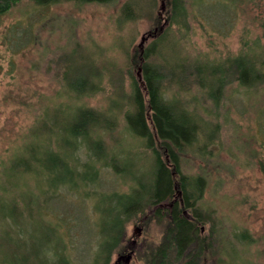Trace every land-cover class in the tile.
Returning <instances> with one entry per match:
<instances>
[{"label": "rangeland", "instance_id": "1", "mask_svg": "<svg viewBox=\"0 0 264 264\" xmlns=\"http://www.w3.org/2000/svg\"><path fill=\"white\" fill-rule=\"evenodd\" d=\"M106 1L78 4L64 0L43 9L29 3L0 16V166L30 140L32 129L41 127V114L57 105L87 106L99 111L110 108L111 129H93L88 146L93 153L94 140L99 139L103 153L118 158L115 168L100 166L95 181L78 187L67 184L66 174V183L57 182L50 187L46 181L38 184L31 180L26 189L10 190L4 195L16 198L22 209L23 200L28 203L30 215L26 217L33 223L31 233L11 236L13 247L17 244L18 264L23 255L27 258L24 264H41L34 256L36 251L51 259L52 249L63 252L72 264H104L100 254L103 231L112 224L105 212L114 201H106L103 193L124 192L123 203L131 202L127 196L131 194L134 176L141 177L148 168L149 153L128 132L121 108L126 106L130 74L136 75L137 71L133 53L138 57L156 33L140 44L143 34L154 33L162 26L166 0ZM126 1L132 2L138 13L134 21L124 22L120 17V8ZM185 3L186 34L174 45L173 32L167 39L173 53L184 57L185 64L194 55L204 53L217 65L225 66L223 57L236 54L244 43L262 40L264 0ZM65 54H72L73 76L64 82L60 80V61ZM171 56L174 60L175 56ZM92 63L102 70L104 90L76 100L72 98L76 93L72 92L71 82L80 84ZM202 79L204 89H197L185 77L178 97L188 108L195 109L208 123L206 127L216 121L220 129L215 144L207 147L210 157L189 153L183 157L182 169L206 176L202 205L213 222L208 220L205 231L212 225L226 239L231 230H246L253 242L243 253L247 261L244 264H264V176L258 167L262 158L258 152L261 135L254 123L258 110L264 111V83L245 92L235 82L224 88L218 86L216 76L202 74ZM39 131V140L47 137ZM76 149L83 161L87 157L83 145ZM144 182L145 178L139 183L146 186ZM21 191L32 192L29 202ZM152 214V210L143 208L122 224L124 240L109 253L106 264H114L116 252L123 251L121 248L132 240L135 244L127 264H144L147 252L160 241L165 227V218ZM49 226L55 228L56 234ZM1 242L4 241L0 238ZM12 252V248L0 244L4 256Z\"/></svg>", "mask_w": 264, "mask_h": 264}, {"label": "trees", "instance_id": "2", "mask_svg": "<svg viewBox=\"0 0 264 264\" xmlns=\"http://www.w3.org/2000/svg\"><path fill=\"white\" fill-rule=\"evenodd\" d=\"M64 0H0V16L12 9L33 4L39 9L50 7ZM78 4L106 3V0H65ZM138 16L132 2L126 1L120 8V17L124 22L134 21ZM188 11L185 0H166L162 26L158 27L149 46L133 59L136 75L130 74L129 91L126 106L121 108L125 126L132 137L140 140L149 153L148 168L139 176H134L131 194L124 204L122 196L126 194L103 193V198L114 201L105 216L112 219L111 226L103 231L100 254L106 264L112 247L116 245L118 228L133 218L142 209L153 211L155 218H165V227L160 241L152 246L144 258V264H244L243 257L252 244L251 235L244 229L231 230L227 238L222 239L212 225L205 231L210 213L203 208L202 198L207 179L204 174L189 173L182 169L183 157L187 154L210 157L207 147L215 144L220 125L213 122L212 127L193 108H188L180 101L179 91L183 89L184 78H189L197 89H204L202 74L216 76L218 86L225 87L235 82L245 92L264 83V32L262 40L255 39L251 44L244 43L233 55H226L227 65L219 66L207 54H196L188 64L184 57L177 56L171 48L180 42L186 34ZM158 19V18H157ZM19 24V21H17ZM26 24L30 26L29 20ZM175 34L173 44L168 46L167 39ZM171 55L175 59H171ZM85 56V55H84ZM72 54L64 55L60 61V80L64 82L73 76L70 70ZM74 80V79H73ZM103 73L93 63L84 72L80 84L71 82L72 98L83 99L101 92ZM253 90V89H252ZM254 91V90H253ZM169 92V93H168ZM205 93V91H204ZM251 93V92H250ZM219 97V96H218ZM217 97V98H218ZM70 98V96H69ZM221 99L223 96L220 97ZM220 99V100H221ZM218 99V101H220ZM264 109V107H262ZM110 108L99 111L87 106L57 105L45 110L39 121V128L32 129L30 140L23 143L0 166V221L2 222L1 245L13 250V254L4 256L0 253V264H18L16 247L11 243L12 234H28L33 231V223L26 215L28 203L20 208L18 200L7 197L10 190H21L29 186L32 180L38 183L46 181L51 187L57 182L78 187L82 183L97 179L100 166L115 168L117 157L103 152L102 142L95 139L92 147L89 133L93 129H111L112 119L108 117ZM258 134V152L262 158L258 167L264 176V111L258 110L254 117ZM205 124V125H204ZM43 131L47 137L39 140ZM43 136V135H42ZM54 138V139H53ZM83 145L87 157L80 161L76 147ZM98 163V164H97ZM45 178V179H44ZM145 178V185L139 183ZM74 179H78L75 182ZM28 185V186H27ZM23 194L25 191H21ZM25 193L21 196L29 202ZM21 197V201H22ZM169 206H159L163 202ZM183 211H186V213ZM25 215L24 217H22ZM211 223L213 218L210 219ZM116 223V225H115ZM115 225V226H114ZM53 232L55 228L49 226ZM17 228V229H16ZM117 230V231H116ZM112 233L114 235H112ZM49 234V233H48ZM47 234V236H48ZM56 234V232H55ZM54 239V238H53ZM48 259L40 251L34 254L41 264H72L61 251L50 250ZM49 252V253H50ZM53 252V253H52ZM46 258V259H45ZM27 258L21 256L19 264ZM227 260V261H226Z\"/></svg>", "mask_w": 264, "mask_h": 264}, {"label": "flooded vegetation", "instance_id": "3", "mask_svg": "<svg viewBox=\"0 0 264 264\" xmlns=\"http://www.w3.org/2000/svg\"><path fill=\"white\" fill-rule=\"evenodd\" d=\"M172 203L171 202H164V204H160L159 206H170ZM186 213V211H183V213ZM117 231V230H116ZM118 234H116L117 236V241L116 242V245L114 247H112L111 251L115 250L118 246L121 245V243L123 242L124 238L123 235L121 234L122 232V227L121 228H118ZM122 235V236H121ZM135 244V240H132L131 242L127 243L125 245V248H121L123 251H118L116 252V259H115V262L114 264H127L129 259H130V256L131 254L133 253V250L131 249V247Z\"/></svg>", "mask_w": 264, "mask_h": 264}, {"label": "water", "instance_id": "4", "mask_svg": "<svg viewBox=\"0 0 264 264\" xmlns=\"http://www.w3.org/2000/svg\"><path fill=\"white\" fill-rule=\"evenodd\" d=\"M156 30H157V29L154 30V33L148 32L147 34H143V35L141 36V38H140V44H142V43L144 42V40H145L148 36H152L153 34H155V33H156ZM140 44H139V45H140Z\"/></svg>", "mask_w": 264, "mask_h": 264}]
</instances>
